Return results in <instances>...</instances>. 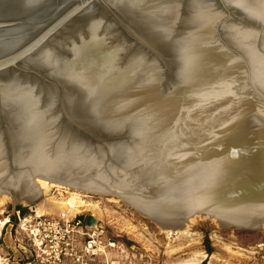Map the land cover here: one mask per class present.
Here are the masks:
<instances>
[{
    "label": "water",
    "instance_id": "water-1",
    "mask_svg": "<svg viewBox=\"0 0 264 264\" xmlns=\"http://www.w3.org/2000/svg\"><path fill=\"white\" fill-rule=\"evenodd\" d=\"M31 176L180 227L192 212L259 227L264 0H0L12 210L41 194Z\"/></svg>",
    "mask_w": 264,
    "mask_h": 264
},
{
    "label": "rangeland",
    "instance_id": "rangeland-1",
    "mask_svg": "<svg viewBox=\"0 0 264 264\" xmlns=\"http://www.w3.org/2000/svg\"><path fill=\"white\" fill-rule=\"evenodd\" d=\"M31 177L33 181L38 178ZM59 191L58 187L47 188L31 201L20 197L14 210L12 193L0 192L4 195L0 198V264L25 259L27 244L16 229V209L36 204L39 213L64 212ZM81 193L90 195L88 215L102 226L104 239L112 244L93 264H264V222H259V227L225 226L212 214L192 212L187 216L189 221L184 218V228H168L171 224L162 225L135 207L124 205L121 195Z\"/></svg>",
    "mask_w": 264,
    "mask_h": 264
},
{
    "label": "built area",
    "instance_id": "built-area-1",
    "mask_svg": "<svg viewBox=\"0 0 264 264\" xmlns=\"http://www.w3.org/2000/svg\"><path fill=\"white\" fill-rule=\"evenodd\" d=\"M60 190L57 195L65 200V212L38 213L36 204H29L24 215L16 210V229L27 244L21 262L93 264L104 255L107 245L112 246L104 239L100 224L91 228L85 225L90 195Z\"/></svg>",
    "mask_w": 264,
    "mask_h": 264
},
{
    "label": "bare ground",
    "instance_id": "bare-ground-1",
    "mask_svg": "<svg viewBox=\"0 0 264 264\" xmlns=\"http://www.w3.org/2000/svg\"><path fill=\"white\" fill-rule=\"evenodd\" d=\"M34 183H35V185L41 190V192H43V190L45 191L47 188H54V187H58V188H66V189H68V190H73L74 192H76V193H81V190L82 189H78V188H74V187H71V186H67V185H64L63 186V184H60V183H56V182H53V181H49V180H45V179H42V178H36L35 180H34ZM84 191V190H83ZM2 193V192H1ZM4 195L3 194H0V198H2ZM27 199V198H26ZM29 201H31L32 199H28ZM63 203H65V200H64V202ZM47 204H49V202L47 201ZM66 204V203H65ZM90 205V204H89ZM37 211H38V206H37ZM57 212H62V211H57ZM65 212V211H64ZM39 213V212H38ZM42 213H49V212H42ZM196 213V212H195ZM201 215H202V213H200ZM205 214V213H204ZM203 214V215H204ZM191 215V214H190ZM188 217H189V215H188ZM186 218L187 220L188 219H190V218ZM185 219V220H186ZM189 221V220H188ZM184 222H186V221H184ZM158 223H160V222H158ZM163 223L164 222H162V225H163ZM3 224V221H1L0 220V225H2ZM160 225H161V223H160ZM159 225V226H160ZM161 225V228L162 227H166V229H167V225L165 224L164 226H162ZM168 225H170V224H168ZM185 225V224H184ZM183 225V226H184ZM222 225V224H221ZM176 226V225H175ZM182 226V227H183ZM172 227V224H171V226L170 227H168V228H171ZM177 228H181L180 226L179 227H177ZM176 228V229H177ZM184 228V227H183ZM162 229H164V228H162ZM172 230V229H171ZM180 230V229H179ZM178 230V231H179ZM184 230V229H183ZM182 229H181V231H183Z\"/></svg>",
    "mask_w": 264,
    "mask_h": 264
},
{
    "label": "crops",
    "instance_id": "crops-1",
    "mask_svg": "<svg viewBox=\"0 0 264 264\" xmlns=\"http://www.w3.org/2000/svg\"><path fill=\"white\" fill-rule=\"evenodd\" d=\"M18 264H37V263L32 262V261H27V262H20Z\"/></svg>",
    "mask_w": 264,
    "mask_h": 264
},
{
    "label": "trees",
    "instance_id": "trees-1",
    "mask_svg": "<svg viewBox=\"0 0 264 264\" xmlns=\"http://www.w3.org/2000/svg\"><path fill=\"white\" fill-rule=\"evenodd\" d=\"M16 210H19V211H20V213H21L22 215H24V214H25V209L18 208V209H16ZM207 253H209V251H208Z\"/></svg>",
    "mask_w": 264,
    "mask_h": 264
}]
</instances>
